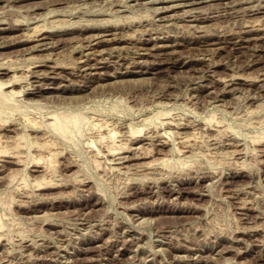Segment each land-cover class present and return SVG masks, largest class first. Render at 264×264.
<instances>
[{
    "label": "rangeland",
    "instance_id": "374dc122",
    "mask_svg": "<svg viewBox=\"0 0 264 264\" xmlns=\"http://www.w3.org/2000/svg\"><path fill=\"white\" fill-rule=\"evenodd\" d=\"M12 75L0 264H264V0H0Z\"/></svg>",
    "mask_w": 264,
    "mask_h": 264
},
{
    "label": "bare ground",
    "instance_id": "6f19581e",
    "mask_svg": "<svg viewBox=\"0 0 264 264\" xmlns=\"http://www.w3.org/2000/svg\"><path fill=\"white\" fill-rule=\"evenodd\" d=\"M195 4V3H194ZM198 4V3H197ZM170 7V6H169ZM172 9V8H171ZM255 9V8H254ZM187 13V12H186ZM187 15V14H186ZM201 18V17H200ZM36 26V25H35ZM39 28V27H38ZM36 29V28H35ZM33 32V31H32ZM43 39V38H42ZM25 41V40H24ZM36 48V47H35ZM34 71V70H33ZM36 73V72H35ZM14 74H16V73H14ZM13 76V75H12ZM15 76V75H14ZM10 77L9 78V80L7 79V81L5 82L4 80V82H2L1 83V87L0 88H4V87H6L7 86V89L8 88H10V90H11V92L13 93V95H16V93H17V95L23 90H21V91H15L14 89L16 88V87H19L18 86V84H19V82L18 81H20L19 80V78L20 77ZM19 76V75H18ZM41 76V75H40ZM22 77V76H21ZM25 77V76H24ZM21 79V78H20ZM24 79V78H23ZM26 80V79H25ZM24 80V81H25ZM1 82V81H0ZM23 82V81H22ZM26 84V83H25ZM48 88V87H47ZM5 89V88H4ZM2 90V89H1ZM19 92V93H18ZM5 93V92H4ZM12 93H11V95H12ZM15 93V94H14ZM10 94V93H9ZM1 95H2V92H1V94H0V97H1ZM40 95V94H39ZM6 96H8V95H4L3 96V98H7ZM32 98V97H31ZM2 100V99H1ZM10 100V99H9ZM19 100V99H18ZM63 100V99H62ZM20 101V100H19ZM9 102V101H8ZM27 102V101H26ZM2 103V102H1ZM29 103V102H28ZM4 104V103H3ZM9 105V104H8ZM15 108V107H14ZM16 109V108H15ZM74 113L73 114H69V113H67V114H64V113H61L60 115L57 113H55V115L53 116L52 115V117H50V118H48L49 119V122H47L46 124H47V126L46 127H48V125L51 127L50 129L54 132L55 131V133L57 134H62V136H64V137H66L67 135H69V133L71 132V130H70V128H71V124H74V126H76V127H80V123H81V117L80 116H77V115H74ZM26 119V118H25ZM24 120V119H23ZM29 120H30V118H29ZM29 120H25V124H26V122H28ZM34 120V119H33ZM38 120V119H37ZM84 121V120H83ZM30 122V121H29ZM28 122V123H29ZM31 122H33L32 120H31ZM30 122V123H31ZM35 122V121H34ZM36 122H38V121H36ZM36 122H35V124H36ZM28 124L29 126L30 125H32V124H34V123H31V124ZM179 123V122H178ZM34 124V128L36 127V125ZM170 124V123H169ZM27 125V124H26ZM39 125V124H38ZM32 127H33V125H32ZM37 127H39V126H37ZM36 127V128H37ZM39 129V128H38ZM80 130V129H79ZM10 131V130H9ZM133 132V131H132ZM100 133V132H99ZM111 133V132H110ZM177 133V132H176ZM135 135V134H134ZM37 136V135H36ZM61 136V135H60ZM132 136V135H131ZM17 137V136H16ZM19 137H20V135H19ZM67 137H69V136H67ZM190 137V136H189ZM193 138V137H192ZM0 139H1V137H0ZM9 139V138H8ZM105 139V138H104ZM141 139V138H140ZM20 140V139H19ZM23 140V139H22ZM103 140V139H102ZM106 140V139H105ZM184 140V139H183ZM1 141V140H0ZM18 141V140H17ZM48 140H46V142H47ZM53 141V140H52ZM2 142V141H1ZM0 142V143H1ZM37 142V141H36ZM45 142V143H46ZM49 142H51V141H49ZM98 142V141H97ZM20 143V142H19ZM44 142H43V144L42 145H44L45 144ZM37 144V143H36ZM49 144V143H48ZM47 143L45 144V145H48ZM51 144V143H50ZM50 144L48 145V146H50ZM53 144V143H52ZM51 144V145H52ZM38 145V147L40 148V149H45L42 145V147L39 145V144H37ZM44 145V146H45ZM111 145V144H110ZM118 145V144H117ZM1 146H3V144L1 145ZM6 146V145H5ZM5 146H3V148L2 147H0V153L2 154V153H5L6 152V150H4V147ZM16 146V145H15ZM120 146V145H119ZM17 147H18V145H17ZM107 147V146H106ZM112 146H110V148H111ZM6 148V147H5ZM23 148V147H22ZM39 148H38V150H39ZM47 148L48 147H46V149H45V151L47 150ZM110 148H108V151H110L111 153H112V150H115V148H112V150H110ZM17 149V148H16ZM20 150V149H19ZM118 150H119V147H118ZM9 151V150H8ZM11 151V150H10ZM17 151V150H16ZM42 151V150H41ZM48 151H50V148H49V150H47V152ZM106 152V151H105ZM116 152V151H115ZM115 152L113 153L115 156L117 155V154H115ZM109 153V152H108ZM47 154V153H46ZM53 155V153H50L49 155H50V157H47V159L46 160H48V158H52L51 156ZM112 154V155H113ZM119 154V153H118ZM6 155V154H5ZM40 155H42V154H40ZM56 156V155H55ZM61 156V155H60ZM104 156V155H103ZM18 157V156H17ZM41 157V156H40ZM54 157V156H53ZM12 158H13V156H12ZM22 158V157H21ZM39 159V158H38ZM44 159V158H43ZM53 159V158H52ZM126 159V158H125ZM132 159V158H131ZM37 160V159H36ZM163 160V159H162ZM49 161H50V159H49ZM157 161V160H156ZM38 162V161H37ZM43 162V161H42ZM153 162V161H152ZM22 163V162H21ZM40 163V162H39ZM50 163V162H49ZM151 163V162H150ZM166 163V162H165ZM19 164V163H18ZM46 164V163H45ZM52 164H53V162H52ZM149 164V163H148ZM41 166H44V165H41ZM49 166H50V164H49ZM45 168V167H44ZM51 168V167H50ZM23 170V169H22ZM45 181V180H44ZM39 184V183H38ZM3 224V223H2ZM2 228V227H1Z\"/></svg>",
    "mask_w": 264,
    "mask_h": 264
}]
</instances>
